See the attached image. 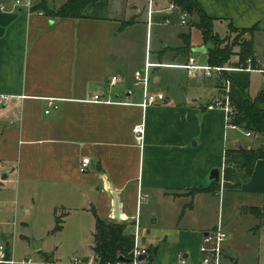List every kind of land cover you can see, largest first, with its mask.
<instances>
[{
	"label": "crops",
	"instance_id": "1",
	"mask_svg": "<svg viewBox=\"0 0 264 264\" xmlns=\"http://www.w3.org/2000/svg\"><path fill=\"white\" fill-rule=\"evenodd\" d=\"M196 1L211 24L227 23L226 36H235L228 32L229 24L236 29L257 28L253 41L264 35V0ZM63 3L46 9L58 10ZM0 5L6 7L0 11V94L12 97L0 108V205L9 203L7 186L12 185L26 216L48 224L55 221L58 210L65 220L74 214L79 225L91 227L92 238L95 216L113 222L110 189L128 219L126 234L133 233L138 221V246L151 251V264H180L181 259L185 264H201L202 237L217 226L228 236L222 262L236 264L240 236L254 230L256 222L264 224L255 213L260 210L264 215V159L256 161L249 179L237 188L198 191L211 170L224 167L226 150L249 148L254 138L244 135L247 141H230L223 111L207 109L220 94L217 81L186 74L181 85L156 72L160 67L185 71L179 66L187 58L174 50L183 46L186 34H181L178 47L167 43L157 50L158 61L153 64L161 66L151 69L149 89L163 93L166 100L143 109L133 74L144 65L138 50L141 30L150 57L149 29L147 17L144 22L137 15L129 18L126 0H108L104 15L86 13L78 19L45 13L28 16L11 10L10 0H0ZM164 9L158 12L162 23L170 15ZM165 50L184 62L162 66ZM253 51L256 64L264 68V54L259 56L254 45ZM189 57L208 65L203 45L191 48ZM232 58L236 66L226 63L230 70L225 73L233 80H228L233 85L232 92L230 83L227 86L228 93L243 99L249 89L232 74L247 72L235 70L238 57ZM112 77L118 82L109 88ZM93 95L110 102L90 101ZM49 101L58 108L49 109ZM139 124L144 125L141 146L132 133ZM84 158L91 164L81 174L78 166ZM140 192L147 198L138 204ZM13 208L16 216V200ZM0 243L9 244L1 231ZM40 245L33 250L39 255L35 259L59 264L42 254ZM87 255L84 259L89 261L91 246Z\"/></svg>",
	"mask_w": 264,
	"mask_h": 264
},
{
	"label": "rangeland",
	"instance_id": "2",
	"mask_svg": "<svg viewBox=\"0 0 264 264\" xmlns=\"http://www.w3.org/2000/svg\"><path fill=\"white\" fill-rule=\"evenodd\" d=\"M40 1L41 0H39L38 4L40 3ZM43 1H45V6L49 5L51 7L53 5L57 6L58 4H62L64 2V0H48V2L47 0H43ZM170 1L171 0L153 1V9L155 11V13L152 15L151 18V23L153 27L151 26L149 28L147 35L149 39L148 47L151 52L150 57L148 58L150 63H155L154 61H158L157 50L163 49L164 44L168 43L169 44L168 46L170 48H172V46L178 47L179 45H181L182 42L180 38L181 34L189 35V43L191 45L190 51L191 48L202 45L205 46L206 49L211 48L213 46L211 42L205 45L203 44L202 33L201 30L196 25L197 19L194 16H188L187 24L186 26H183L180 23V16L170 13L169 23L163 25L164 20L162 23L161 22L162 16L158 14L157 11H159V9L168 7V3ZM147 2L148 0H126L127 7L125 11L127 15H129V18L132 19L134 18L135 15H137L139 19L144 22L147 17L146 16ZM107 4H108V0H106L102 4H94L88 7L87 9H85L84 13L90 15L102 16L106 13ZM160 22L162 23V25L160 24ZM140 25L143 29H145L143 24ZM211 29H212V33L215 36H217L219 39H223L226 37L227 23L225 22L219 23L213 21ZM163 37H166L167 40L164 41ZM243 37L248 39L249 35L244 34ZM234 38L235 36L233 35L230 37V40L232 41V45H233L232 47L239 49L237 47V43L234 41ZM253 45L255 46L257 54L259 56L263 55L264 35L260 37H255L253 41ZM145 47L146 46H145L144 31L141 30V40L139 43L138 50L139 53H141V57L139 58V60L141 59L140 63L142 62L143 64H144L143 59L146 57L147 54ZM168 51L170 50H165L164 54L162 55V59H161L162 66L179 65V64L181 65L184 62L181 59L173 58ZM175 55L178 54L175 53ZM143 56L145 57L143 58ZM193 56L196 58L197 54ZM234 60L235 58L231 57L227 65L236 66V64H232ZM226 67L227 66L225 65L224 68ZM238 67H243V65L242 66L239 65L238 62ZM255 68L264 69L258 66V64H256ZM142 69H143V65L137 71H141ZM156 72L159 74L165 73L169 81H171L172 83H179L181 85H184L187 80L185 73L186 71L183 70L173 69L168 67L166 68L160 67L158 68V70H156ZM232 75L238 80V82L247 85L249 89V96L251 98L257 97L260 91L264 88V78L261 72L259 71H251L247 73H233ZM222 76L227 78L229 77L228 79L231 80L230 82L233 81L228 72L211 77V79L214 82L217 81V86L219 88L220 94L217 99L223 98L222 91L224 92L227 89V84L226 83L224 84V80L222 79ZM214 77H216L217 80ZM152 80L153 79H151V81ZM232 88L233 85L230 83L231 92H232ZM166 89L167 87L164 86L162 89L163 92ZM134 90L137 91L139 89L135 88ZM149 92L156 93L150 91V89ZM231 92L229 96L235 97V95L231 94ZM262 106L264 107V103ZM244 135L245 132L243 130L229 129L227 136L230 141L234 138L241 142H244V140L247 141ZM259 141H260L259 139L254 138L252 140L251 147H256L259 144ZM7 187L9 188V192L6 199L9 201V203L6 205H0V211L3 212V213L0 212V231L5 233V235L7 236L9 242L10 254L15 261H22L25 258L35 259L36 257H38L39 255L33 251L32 246H33V242H41L42 247L40 249V252L42 254H48L50 256H53L52 258L57 260L59 264H72V260H77L78 264H84L82 260L88 257L87 254H89L90 252V246L93 245V239L89 235V230H91V227L85 226L84 224L86 223H82L83 225H79V222L75 221L76 216L74 214H72V216L69 215L68 219L66 220L64 215L63 220L66 221L64 225V230L55 233L53 232L55 226L54 219L50 220L48 224L46 222L45 224H43L40 221H38V218L32 219L31 217H28L25 214H23L22 212L23 208L21 207L22 199L16 198V195L14 194V191L12 189V185H8ZM219 188H220V184H219ZM230 189L231 188L226 187L224 190H230ZM14 200L17 201L16 216L13 215ZM216 211L217 208L214 209V212L212 211L214 219L216 218ZM58 214L60 216L62 215V212L58 210ZM221 214H219L218 216L221 217ZM261 217L263 218V216ZM255 225H254L255 227L254 230H252L251 232H246V233L244 232L240 236V241H239L240 245L235 255L237 257L236 264H264V224L261 225L258 222H256ZM220 264H234V263L225 262V261L222 262V257H221Z\"/></svg>",
	"mask_w": 264,
	"mask_h": 264
},
{
	"label": "trees",
	"instance_id": "3",
	"mask_svg": "<svg viewBox=\"0 0 264 264\" xmlns=\"http://www.w3.org/2000/svg\"><path fill=\"white\" fill-rule=\"evenodd\" d=\"M106 0H65L63 5L57 11H48L45 1L41 0L36 5L37 9L42 10L50 17L78 19L86 16L84 10L93 4H102ZM178 8L180 13L187 16H194L197 19L196 25L201 30L203 44L211 42L213 46L207 49V64L212 67H224L230 58L234 55L238 57L239 65L245 67L246 60L252 58V68L257 69L253 51V34L257 28L236 29L231 24L228 25V32L234 34V41L239 48L237 51L232 47L230 36L219 39L212 33L211 19L208 18L196 0H171ZM249 35L248 39L243 35ZM178 55L187 58L190 52L189 35H183V46L174 50ZM225 73V72H224ZM222 73V74H224ZM225 76V75H223ZM223 80H229L223 77ZM230 81V80H229ZM231 104L234 106V114L231 124L237 126L245 133H249L253 138L259 139L256 147H237L226 150L224 153L223 178L224 187L237 188L240 184L249 179L252 174L256 161L264 159V90L255 98L245 96L243 99H237L229 96ZM219 182L198 191H217ZM256 216L261 217L260 210H256ZM64 214L55 217V226L53 232L57 233L62 229ZM127 224L119 222H104L95 216V226L92 233L93 245L91 251L99 264L106 262L114 263L119 258L129 259V253L133 249V236L126 234ZM9 244H6V256H9ZM149 261L152 254L149 251Z\"/></svg>",
	"mask_w": 264,
	"mask_h": 264
},
{
	"label": "built area",
	"instance_id": "4",
	"mask_svg": "<svg viewBox=\"0 0 264 264\" xmlns=\"http://www.w3.org/2000/svg\"><path fill=\"white\" fill-rule=\"evenodd\" d=\"M152 1L153 0H149L146 11L148 29L152 25L151 18L152 15L155 13L152 6L153 5ZM38 2L39 0H10V6H11V10L19 9L21 11H24L28 16L31 15L43 16L44 12L36 8ZM5 10L6 7L4 5H0V11H5ZM162 11H165L169 14L173 13L179 15L181 25H186L187 17H188L187 14L180 13L178 11V8L174 5L173 2H169L168 7H166ZM164 23L168 24L169 23L168 19H165ZM252 64H253L252 58H248L246 60L245 67H238L235 70L246 71V72L259 71L261 73H264V69H253ZM158 66L161 65L150 63L148 60V54H146L143 69L141 71H136L133 74V85L134 87L138 88L141 93L142 101L139 104V106L143 109L156 104H161L166 100V97L163 93L149 92V83L151 81V69ZM179 67L186 71V74L189 78L196 80L202 78L209 79L215 75H221L222 73L230 70L224 67L199 65L192 57H189L187 59V62ZM117 82H118L117 77H112L109 81L108 87L109 88L113 87ZM225 83L227 84V86L229 85L228 80H224V84ZM11 98L12 97L9 95L0 94V108H5L8 105ZM90 101L96 103L110 102L101 99L98 95H93ZM48 108L57 109L58 107L53 101H49ZM207 109L208 110L218 109L223 111L227 128L232 130L240 129L237 126L231 124V119L234 114V106L230 102L228 89H226V91L223 92V98L215 99L210 105L207 106ZM48 112H49L48 110L45 111V114H48ZM132 133L134 135L135 143L141 146L143 144V139H144V125L143 124L135 125L132 128ZM245 135L247 137L251 136L249 133H245ZM90 164L91 161L89 158L82 159L78 166L79 173L81 174L86 173L88 171ZM218 182L220 184L219 191L221 192L223 190L225 183L223 178V168L220 171V177ZM146 198L147 195L140 192L137 197V203L140 204ZM132 236H133V249L129 253L128 261L121 262L118 260L114 263L106 262L105 264H151V262L148 259L149 250L138 246L139 225L137 220L134 223ZM227 239H228L227 233L220 226H217L213 231L204 234L199 246V253L201 255V264H220L224 245ZM0 264H55V263L48 260H36L32 258H25L22 261H15L10 254V250H9V256L8 257L6 256V245L0 244ZM72 264H78L77 260H72ZM84 264H99V261L95 257H92L89 261L85 262ZM180 264H185V260L181 259Z\"/></svg>",
	"mask_w": 264,
	"mask_h": 264
},
{
	"label": "water",
	"instance_id": "5",
	"mask_svg": "<svg viewBox=\"0 0 264 264\" xmlns=\"http://www.w3.org/2000/svg\"><path fill=\"white\" fill-rule=\"evenodd\" d=\"M219 177H220V170L219 169H213L210 171V173L208 174V176L206 177V181L205 184L203 185V189H207L209 188L212 183L214 182H218L219 181ZM109 193L112 197V220L114 222H119V223H127L128 219L124 218L121 214L120 211V201H119V197L116 193H114V191H110L109 189ZM40 242H33V246L32 249L37 251L40 248ZM142 258V257H141ZM140 258V259H141ZM87 261V259H83L82 262L85 263ZM119 261L121 262H126V260L124 258H119Z\"/></svg>",
	"mask_w": 264,
	"mask_h": 264
}]
</instances>
